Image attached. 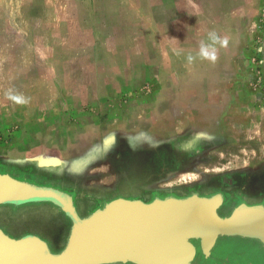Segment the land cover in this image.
<instances>
[{
  "label": "rangeland",
  "instance_id": "rangeland-1",
  "mask_svg": "<svg viewBox=\"0 0 264 264\" xmlns=\"http://www.w3.org/2000/svg\"><path fill=\"white\" fill-rule=\"evenodd\" d=\"M0 173L81 218L119 198L264 206V0H0ZM70 228L51 204L0 207V229L53 253ZM212 256L192 264H264V247L224 237Z\"/></svg>",
  "mask_w": 264,
  "mask_h": 264
},
{
  "label": "water",
  "instance_id": "water-1",
  "mask_svg": "<svg viewBox=\"0 0 264 264\" xmlns=\"http://www.w3.org/2000/svg\"><path fill=\"white\" fill-rule=\"evenodd\" d=\"M45 203L71 221L65 247L53 253L36 235L14 238L0 229V264H192L198 254L195 243L211 259L217 240L224 237L254 239L264 247L263 205L241 204L220 217V195L149 202L119 198L81 218L70 194L0 173V207ZM107 217L113 222L100 230L99 221ZM113 229L120 234L113 235Z\"/></svg>",
  "mask_w": 264,
  "mask_h": 264
},
{
  "label": "clouds",
  "instance_id": "clouds-1",
  "mask_svg": "<svg viewBox=\"0 0 264 264\" xmlns=\"http://www.w3.org/2000/svg\"><path fill=\"white\" fill-rule=\"evenodd\" d=\"M209 40L210 43L205 44L204 42H201L200 49H199V56L203 59L208 60H215L216 59V49L214 45L218 42V38L215 33H209ZM224 43H227V41H224ZM194 59L193 56L189 55L188 60L191 62Z\"/></svg>",
  "mask_w": 264,
  "mask_h": 264
},
{
  "label": "bare ground",
  "instance_id": "bare-ground-1",
  "mask_svg": "<svg viewBox=\"0 0 264 264\" xmlns=\"http://www.w3.org/2000/svg\"><path fill=\"white\" fill-rule=\"evenodd\" d=\"M121 210L122 209H118V212H121ZM66 215V214H65ZM67 216V215H66ZM113 221L112 220H110V217H107L106 219H104V220H100L99 221V228H100V230L102 229V228H105V227H107L109 224H111ZM118 226V225H117ZM130 228H131V226H130ZM2 230V229H1ZM129 233H130V230H129ZM112 234L113 235H117V234H120V230L119 229H113L112 230ZM37 236V235H36ZM39 237V236H38ZM48 244V243H47ZM128 244L129 245H131V243H130V241L128 242ZM119 249H121L120 247H119ZM124 249V248H123ZM131 255V252H128V256H130Z\"/></svg>",
  "mask_w": 264,
  "mask_h": 264
},
{
  "label": "flooded vegetation",
  "instance_id": "flooded-vegetation-1",
  "mask_svg": "<svg viewBox=\"0 0 264 264\" xmlns=\"http://www.w3.org/2000/svg\"><path fill=\"white\" fill-rule=\"evenodd\" d=\"M152 168V167H151ZM215 195H220L221 197H222V204H221V206L218 208V210H217V213L219 212V210H220V208L224 205V202H225V195L224 194H222V193H219V192H216V193H212V194H209V195H206L207 197H211V196H215ZM172 197H174V196H172ZM241 204H245V205H248V204H246V203H241ZM240 204V205H241ZM248 206H250V205H248ZM253 206V205H252ZM217 243V242H216ZM196 244V243H195ZM215 246H216V244H215ZM214 246V247H215ZM196 247H198V245L196 244ZM214 249V248H213ZM212 249V250H213ZM199 248H197V252L199 253ZM129 264V263H128Z\"/></svg>",
  "mask_w": 264,
  "mask_h": 264
},
{
  "label": "trees",
  "instance_id": "trees-1",
  "mask_svg": "<svg viewBox=\"0 0 264 264\" xmlns=\"http://www.w3.org/2000/svg\"><path fill=\"white\" fill-rule=\"evenodd\" d=\"M46 204V203H45ZM31 205H33V204H31ZM35 205H42V204H35ZM50 205V204H49ZM24 206H30V205H24ZM24 206H22V207H24ZM11 207H13V206H11Z\"/></svg>",
  "mask_w": 264,
  "mask_h": 264
}]
</instances>
